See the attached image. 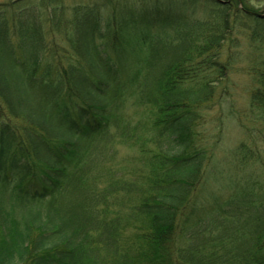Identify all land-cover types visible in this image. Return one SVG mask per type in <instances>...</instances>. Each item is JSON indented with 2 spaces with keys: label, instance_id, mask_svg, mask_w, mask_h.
Instances as JSON below:
<instances>
[{
  "label": "trees",
  "instance_id": "1",
  "mask_svg": "<svg viewBox=\"0 0 264 264\" xmlns=\"http://www.w3.org/2000/svg\"><path fill=\"white\" fill-rule=\"evenodd\" d=\"M206 2H0V264H264V181L196 215L200 108L243 11ZM131 99L151 118L125 116ZM115 142L139 150L128 173L106 166Z\"/></svg>",
  "mask_w": 264,
  "mask_h": 264
},
{
  "label": "rangeland",
  "instance_id": "2",
  "mask_svg": "<svg viewBox=\"0 0 264 264\" xmlns=\"http://www.w3.org/2000/svg\"><path fill=\"white\" fill-rule=\"evenodd\" d=\"M10 1L12 0H0ZM62 1L72 5L84 0ZM115 1L117 0H110V5ZM203 1L206 2L200 0ZM213 1L231 2L234 7L243 11L239 13L241 21L237 25L234 23L233 31L228 33L222 46L221 58L227 64L225 75L215 83L213 99L200 108L203 116L200 147L206 150L208 159L203 179L196 187L199 199L196 215H202L203 208H214L225 200L232 192L235 182H244L243 179L248 177H251L252 181H264V123L255 118L250 105L252 93L258 86L252 65H259L264 57V24H258L256 19L248 16L245 11V8H251L250 10L264 16V0H208L206 3L211 9L216 8ZM253 33L256 35L254 42L251 40ZM133 101L134 99H131L132 104L125 108V116L131 118L134 123L146 122L148 117L151 118L150 111L145 112L144 106L134 105ZM151 124L152 122L147 123L148 127ZM243 144L253 149L256 154L254 158L248 161L241 159L238 147ZM113 148L115 154L110 156L106 166L112 165V169L128 173V167L131 165L128 159L139 156V150L122 142H115L110 149L113 151Z\"/></svg>",
  "mask_w": 264,
  "mask_h": 264
}]
</instances>
